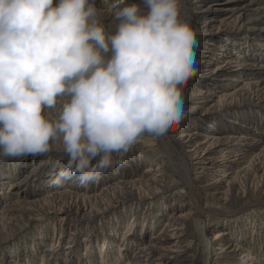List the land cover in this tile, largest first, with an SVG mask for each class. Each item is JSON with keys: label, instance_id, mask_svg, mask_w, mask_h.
Here are the masks:
<instances>
[{"label": "clouds", "instance_id": "1", "mask_svg": "<svg viewBox=\"0 0 264 264\" xmlns=\"http://www.w3.org/2000/svg\"><path fill=\"white\" fill-rule=\"evenodd\" d=\"M181 4L115 0L109 32L95 0H0V160L58 144L68 159L52 183L86 186L143 134L171 132L198 72Z\"/></svg>", "mask_w": 264, "mask_h": 264}, {"label": "rangeland", "instance_id": "2", "mask_svg": "<svg viewBox=\"0 0 264 264\" xmlns=\"http://www.w3.org/2000/svg\"><path fill=\"white\" fill-rule=\"evenodd\" d=\"M113 2L114 0H95V5L98 10H108ZM126 2L136 3L133 1L128 2V0ZM99 3L102 6H98ZM115 23L112 21L105 23L106 29L109 32H114ZM231 26L239 27L238 25ZM231 26L227 25L226 29H230ZM201 43L203 45L198 43V46L194 49L195 52L200 46L211 47L214 51L226 49V46L218 40L211 42L213 45L207 44L205 40H202ZM245 46H241V48L238 46L239 51ZM237 51L236 48L234 52ZM191 80L192 78L183 85L182 92L194 87L195 84ZM183 96L190 98L185 92ZM215 102H217V98L205 104V108L199 111L200 114L192 115L188 110V106L194 102L184 101L187 115L168 133L174 141V156L188 162L186 161L185 150L176 140L179 133L184 130L183 127L186 128L187 133L197 130L204 135L223 136L226 133L224 131L225 126L228 124L233 126L232 123H235L238 119L235 116L243 117L241 115L253 120V124L250 125L249 129L231 131L229 134L232 136L233 134L244 133L250 137H255L260 142L257 153L262 150V143H264V108L256 106V102L247 106L246 109H243L242 106L233 107L229 112L223 110L222 107L221 111L204 118L203 114L206 108ZM259 103L264 105L262 100ZM45 112L51 114L53 119L55 118V110H45ZM195 119H200L203 122L194 124ZM214 129L219 130L216 132ZM162 143L161 137L153 138L147 133L143 134L141 139L123 155L124 163H127L126 160L128 159L130 166L126 168L127 166L116 165L109 169L103 173V179L100 178L102 181L99 179L83 186L87 187L86 192L85 190L78 191L74 189L69 180L64 181L59 186L52 183L56 178L54 176L55 172L59 169V173L65 167L68 159L59 150L58 144H53L52 150L44 155H29L25 158L0 160V264H70V261H73L72 264H101L100 259L102 257L108 259L102 261L103 264H128L129 261H132L139 246L148 243L153 236H159L165 224L174 220L173 215H169L170 206L179 204L183 207V214L189 215L186 223L190 225L189 234L191 235L195 222H191L190 215L194 212L192 207L195 206L198 195L204 210L199 223L205 231V239L208 240L212 234L225 227L232 238L238 237V231H240L239 243L249 250L254 258L263 259L264 262V155L258 159H253V156L246 159L247 162L242 164L243 170L230 177L229 185L222 189L224 195L221 199L216 194L205 190L208 189L205 187L206 183H210L213 177H218V175L219 178L222 177V173H217L218 169H211L207 172L205 178L201 179V182L204 183L199 184L200 188H198L197 196L193 194L191 188L176 189L175 187L180 183V180L172 171L163 183L152 189L142 188L139 190L138 186H133L131 192L142 199L139 205H124V203H120L119 195L113 197L110 193L112 191L102 192V189L106 186L117 182L119 179L121 180L120 177L131 183L129 181H135L142 175L147 174L142 170L146 169L148 165L138 166V163L134 161L139 152L144 154L147 150L156 154L159 160L156 162L155 159H152L154 163L151 166L155 169L158 168L157 164L164 160L162 157ZM224 148L221 147L217 150L219 154H217V157L220 160L222 158L220 153H223ZM144 156L150 158L146 154ZM191 171L192 173L196 172ZM73 185L76 186V182ZM91 189L95 194H98V197L96 200L94 199L95 202L91 201L93 203L87 205L86 210L80 211L78 217L81 222H78V220L63 221L58 217L59 209L73 204L76 192L88 195L91 194ZM181 190H183V193H180ZM57 192L62 195H58ZM175 192L177 195L174 194ZM25 198L30 201H37L34 208L35 215L22 216L20 213L15 212L13 214L14 218L12 217L15 221L10 225L4 224L6 219L2 220V215L5 206L9 203L15 204L16 201H22ZM133 227H137V231L140 232L143 230L142 237L148 232L149 235L147 234L144 238L141 237L140 240L134 239L131 249L124 253L125 250L120 249V246H118L123 243L119 242V238L122 239L125 234H129ZM38 231L41 232L36 235L35 232ZM87 240L91 242H87ZM189 245L194 250L196 249V239L192 236L185 242V246ZM68 246H72L73 249L68 250ZM169 247H172V245H169ZM173 247H175L173 249H177V246ZM209 249L212 252L213 246L211 245ZM118 252L120 255H118ZM123 254L125 256L127 254V256L125 257ZM250 263L251 261L247 264ZM218 264H223V261L219 260Z\"/></svg>", "mask_w": 264, "mask_h": 264}, {"label": "bare ground", "instance_id": "3", "mask_svg": "<svg viewBox=\"0 0 264 264\" xmlns=\"http://www.w3.org/2000/svg\"><path fill=\"white\" fill-rule=\"evenodd\" d=\"M130 1L142 5V0ZM130 1L128 0V2ZM114 3L115 0L111 5ZM181 9L183 18L190 22L192 29L196 33L199 45H203L201 43L202 40H205L210 45H213L211 42L218 40V42L220 41L221 44L226 46V49H217L215 51L211 47L204 46H200L196 50L198 72L191 80L195 85L184 91L190 98L183 96L184 92H182V98L185 102H194L188 106L189 112L192 115L200 114L199 111L205 108L204 105L215 98H217V102L206 108L203 114L204 118L221 111L222 107L223 110L229 112L233 107L242 106L243 109H246L247 106L256 102V106L264 108V105L259 103L261 100L264 101V0H182ZM99 11L104 24L110 21L116 22L112 15V6L108 10ZM227 25H238L239 27L231 26L230 29H226ZM244 45L246 46L239 51L238 46L241 48ZM236 48L238 51L234 52ZM241 116L243 117L235 116L238 119H236L235 123H232L233 126L228 124L225 129L223 128L226 132L223 136L204 135L197 130L187 133L185 131L186 128L183 127L184 130L179 133L176 140L179 141L185 150L186 161L188 162H184L173 155L174 141L169 134L161 136L163 142L162 157L164 160L157 164L158 168L155 169L151 166L154 161L157 162L159 160L156 154L147 150L144 154L139 152L138 157L134 161L138 163V166L147 164L146 169L142 170V172L144 171L147 174L142 175L135 181H129L131 183L120 177L122 178L121 180L119 179L117 182L106 186L102 189V192L112 191L110 193H112L111 196L113 197L119 195L120 203H124V205H139L142 199H139L131 192L133 191L131 190L133 186H138L139 190L142 188L146 190L152 189L163 183L166 177L169 176L170 171H172L177 176V179L180 180V183L175 188H191L193 194L197 196L198 188H200L199 184L204 183L203 181L201 182V179L205 178L207 172L211 169H218L217 173H222V177L219 178V175L218 177L211 176L213 178L210 183H206L205 187L208 189L205 190L216 194L221 199L224 195L222 189L229 185L230 177L243 170L242 164L247 162L246 159L252 156L253 159H258L264 155V143H262V150L257 153L260 145L257 138L250 137L244 133L233 134L232 136L229 134L231 131L249 129L250 125L253 124V120H249L245 115ZM201 122L203 121L195 119L194 124ZM214 130L218 132L219 129ZM261 136L263 137V135ZM221 147L225 148L223 153H220L222 154L220 160L217 157V150ZM145 154L150 156V158L145 157ZM152 159L155 160L153 161ZM126 161L127 163L122 164V167L127 166L126 168H128L130 166L128 164L129 160L127 159ZM191 170L198 173H192ZM58 171L59 169L55 172V177H57ZM100 178L103 179V174ZM75 179L73 177L69 180L74 189L78 191L85 190L86 192L87 187H83ZM75 182L76 186L73 185ZM92 189L90 191L91 194L88 195L76 192L73 204L59 209L58 217L63 221L78 220V222H81L78 217V214L81 213L80 211L86 210L87 205L93 203L91 201L95 202L98 197V194H95ZM180 193H183V190ZM174 194L177 195L176 192ZM58 195L62 194L59 193ZM36 203L37 201H30L25 198L22 201H16L15 204H7L2 215V220L6 219L4 224L10 225L15 221L13 219L15 212L20 213L22 216H34ZM201 203L202 201H200L198 195V200L195 206L192 207L194 212L190 215L191 222H195L191 235L189 234L190 225L186 223L189 215L183 214V207L179 204L170 206L169 215H173L174 220L165 224L159 236H153L148 243L139 246L132 261H129L128 264H218L219 260H222L223 264H247L250 261V264H264L263 259L254 258L252 253L239 243L240 231H238V237L232 238L230 232H227V228L223 227L224 229L212 234L208 240L205 239V231L199 223L204 213ZM165 208L167 209L168 207ZM223 223L226 224L225 222ZM137 229V227H133L129 234H125L122 239L119 238V242L123 243L118 246H120V249L125 250L124 253L131 249L134 239L140 240L147 234L149 235L148 232L142 237L143 230L140 232ZM40 232L35 233L38 235ZM190 236L196 239L195 250L191 245L185 246V242ZM87 242L91 241L87 240ZM169 245H172V247H169ZM211 245L213 246L212 252L209 249ZM173 246H177V249H173L175 248ZM67 249L72 250L73 247L68 246ZM119 252L118 255H120ZM123 255L125 256V254ZM106 259V257H102L100 259L101 264H103L102 261L108 260ZM72 263L73 261H70V264Z\"/></svg>", "mask_w": 264, "mask_h": 264}]
</instances>
